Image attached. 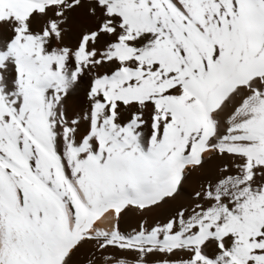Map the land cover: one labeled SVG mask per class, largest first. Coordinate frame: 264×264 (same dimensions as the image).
Wrapping results in <instances>:
<instances>
[{
    "label": "snow or ice",
    "instance_id": "6c2138e0",
    "mask_svg": "<svg viewBox=\"0 0 264 264\" xmlns=\"http://www.w3.org/2000/svg\"><path fill=\"white\" fill-rule=\"evenodd\" d=\"M0 264H264V0H0Z\"/></svg>",
    "mask_w": 264,
    "mask_h": 264
}]
</instances>
